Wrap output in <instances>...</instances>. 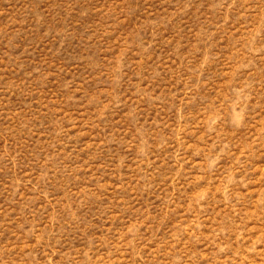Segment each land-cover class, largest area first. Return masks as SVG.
Here are the masks:
<instances>
[{"label":"rangeland","instance_id":"1","mask_svg":"<svg viewBox=\"0 0 264 264\" xmlns=\"http://www.w3.org/2000/svg\"><path fill=\"white\" fill-rule=\"evenodd\" d=\"M0 264H264V0H0Z\"/></svg>","mask_w":264,"mask_h":264}]
</instances>
